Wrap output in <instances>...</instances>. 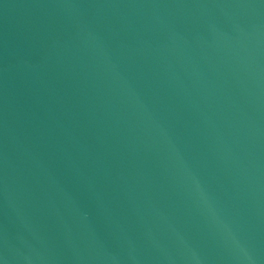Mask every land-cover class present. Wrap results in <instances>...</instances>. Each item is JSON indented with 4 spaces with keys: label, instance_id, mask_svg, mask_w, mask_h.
Returning <instances> with one entry per match:
<instances>
[{
    "label": "water",
    "instance_id": "obj_1",
    "mask_svg": "<svg viewBox=\"0 0 264 264\" xmlns=\"http://www.w3.org/2000/svg\"><path fill=\"white\" fill-rule=\"evenodd\" d=\"M0 264H264V0H0Z\"/></svg>",
    "mask_w": 264,
    "mask_h": 264
}]
</instances>
